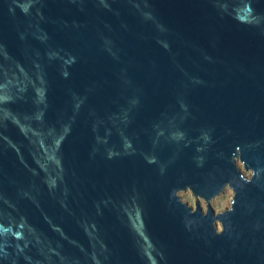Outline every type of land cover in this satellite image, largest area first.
I'll list each match as a JSON object with an SVG mask.
<instances>
[{"label":"water","instance_id":"1","mask_svg":"<svg viewBox=\"0 0 264 264\" xmlns=\"http://www.w3.org/2000/svg\"><path fill=\"white\" fill-rule=\"evenodd\" d=\"M0 264H264V0H0Z\"/></svg>","mask_w":264,"mask_h":264}]
</instances>
